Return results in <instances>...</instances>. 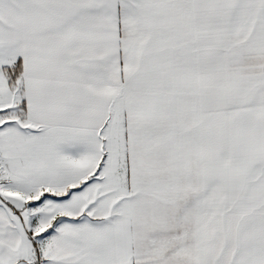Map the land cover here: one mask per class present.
<instances>
[{
  "label": "snow or ice",
  "instance_id": "6c2138e0",
  "mask_svg": "<svg viewBox=\"0 0 264 264\" xmlns=\"http://www.w3.org/2000/svg\"><path fill=\"white\" fill-rule=\"evenodd\" d=\"M0 264H264V0H0Z\"/></svg>",
  "mask_w": 264,
  "mask_h": 264
}]
</instances>
